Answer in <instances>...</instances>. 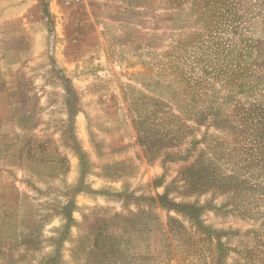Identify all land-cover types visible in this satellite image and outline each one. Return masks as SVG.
<instances>
[{
  "label": "rangeland",
  "instance_id": "374dc122",
  "mask_svg": "<svg viewBox=\"0 0 264 264\" xmlns=\"http://www.w3.org/2000/svg\"><path fill=\"white\" fill-rule=\"evenodd\" d=\"M157 1L172 23L148 61L109 48L123 67L93 107L113 114L45 87L57 75L39 61L19 68L16 113L48 134L49 165H0V222L18 192L32 199L2 264H264V0ZM92 205L119 211L81 219ZM82 222L95 246L75 251ZM144 231L164 232L161 253L136 252Z\"/></svg>",
  "mask_w": 264,
  "mask_h": 264
},
{
  "label": "crops",
  "instance_id": "0c3cea01",
  "mask_svg": "<svg viewBox=\"0 0 264 264\" xmlns=\"http://www.w3.org/2000/svg\"><path fill=\"white\" fill-rule=\"evenodd\" d=\"M170 15L157 0H84L79 7H64L56 0H0V165L23 168L35 177L46 173L49 165L48 134L35 121L16 113L22 102L18 71L23 64L39 61L48 72L56 73L55 82L45 87L67 88V102L72 106L81 102L77 91L82 89L93 114H113L108 108L97 113L93 107L99 95L106 103L113 96V80L104 72L123 67L111 57L110 46L117 47L121 56L132 54L136 63L148 61L166 41ZM110 161L101 164L104 174ZM19 197L18 192L10 216L0 222L1 247L13 248L11 259L21 245L20 230L32 214L28 206L32 199ZM118 211L92 205L78 215L87 222H103ZM85 224L79 223L75 232V251L95 246L97 233L86 230ZM164 237L162 231H144L132 241L137 253L154 254L164 250ZM6 251L0 249V264L7 259Z\"/></svg>",
  "mask_w": 264,
  "mask_h": 264
},
{
  "label": "built area",
  "instance_id": "2783aa9c",
  "mask_svg": "<svg viewBox=\"0 0 264 264\" xmlns=\"http://www.w3.org/2000/svg\"><path fill=\"white\" fill-rule=\"evenodd\" d=\"M84 0H58V2L65 7H79Z\"/></svg>",
  "mask_w": 264,
  "mask_h": 264
}]
</instances>
